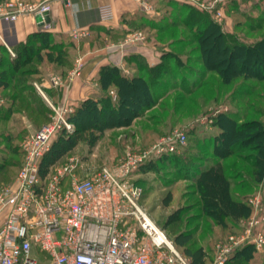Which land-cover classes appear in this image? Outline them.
<instances>
[{
    "label": "trees",
    "instance_id": "trees-1",
    "mask_svg": "<svg viewBox=\"0 0 264 264\" xmlns=\"http://www.w3.org/2000/svg\"><path fill=\"white\" fill-rule=\"evenodd\" d=\"M163 2L169 5L175 3L174 0ZM183 6L187 15L182 24L197 43L196 50L206 70L216 72L224 85L231 84L239 77L243 80L264 79V37L253 44L245 43L236 34L226 32L211 13L190 4ZM129 26L132 31L143 27L151 29L160 41L159 31L145 21H129ZM54 37L46 31L38 32L15 47L14 56L5 51L0 57V100H4L0 106V175L8 173L9 168L17 164L20 169L24 158L20 147L12 146V142L20 135H26V131L20 127L21 120L15 114L26 116L36 130L50 120L52 110L34 85L41 80L40 68L48 64L64 75L72 67L71 49L75 47L74 42L62 36L57 37V40ZM174 58L171 51L163 52L162 61L153 67L136 59L140 73L131 76L116 67L103 68L100 72L104 91L102 97L99 100H85L74 108L70 115L74 130L63 132L53 140L50 151L41 161L42 176H47L55 167L75 155L81 140L93 147L105 130L131 126L145 110L155 106L162 95L157 96V92L162 89L160 80L170 71L169 61ZM111 88L115 89V99L110 93ZM214 125L219 132L209 137L210 143L207 145L204 140H194L191 146L184 148L183 155L151 159L138 174L147 173L148 168L156 163H170L176 159L188 161L190 165L187 168L191 166V175L185 176L192 182L191 195L195 200L187 207L194 206L214 225L228 229V236L237 233L241 224L253 214L247 194L264 184V123L259 119L240 122L234 116L221 113L215 117ZM206 147L212 148L211 153ZM202 161L208 163L204 170ZM135 182L144 189L140 201L142 205L147 191L145 180L136 177ZM232 187L237 193L236 198ZM172 198V193L168 192L162 201L163 205L169 206ZM172 222L173 219H168L164 228ZM169 238L190 258L191 264H209L212 261L203 247H190L192 230L175 233L174 237ZM254 254L255 248L246 246L236 251L229 264H247Z\"/></svg>",
    "mask_w": 264,
    "mask_h": 264
},
{
    "label": "built area",
    "instance_id": "built-area-1",
    "mask_svg": "<svg viewBox=\"0 0 264 264\" xmlns=\"http://www.w3.org/2000/svg\"><path fill=\"white\" fill-rule=\"evenodd\" d=\"M134 1L148 7L144 0ZM178 1L205 10L216 6L199 0ZM51 8L49 0H6L0 3V19L16 21L50 13ZM98 13L102 23L115 20L110 4L100 5ZM89 34L88 29L78 27L72 31L77 41ZM144 39L141 31L129 37L132 43ZM80 68L78 60L69 79L78 75ZM50 82L54 87L64 84L59 76ZM49 104V122L21 143L24 158L14 181L0 185V264H191L145 211L140 203L144 189L135 182L147 161L180 154L188 145L187 133L176 129L148 148H128L117 162L99 168L88 167L81 157L72 155L42 176L41 161L53 140L74 130L70 120L73 108ZM247 202L253 214L237 233L214 244L209 264H229L237 250L249 245L258 252L264 250L262 190Z\"/></svg>",
    "mask_w": 264,
    "mask_h": 264
},
{
    "label": "rangeland",
    "instance_id": "rangeland-1",
    "mask_svg": "<svg viewBox=\"0 0 264 264\" xmlns=\"http://www.w3.org/2000/svg\"><path fill=\"white\" fill-rule=\"evenodd\" d=\"M174 1L175 3L170 5L166 2L165 5L156 3L157 16L151 15L143 21L159 31L160 42L165 45L170 44L171 53L175 56L169 61L170 71L163 77L164 90L157 92V96L164 93L162 95L164 100L156 112H162L163 108L172 109L178 114L177 124L170 123L172 124L170 129L142 147L130 145L129 138L132 133L130 126L105 130L93 147L81 140L76 147L75 155L81 157L88 167L99 168L111 165L123 156L126 149L148 148L160 136L176 129H182L187 133V146H191L194 140L197 142L200 139L207 145L210 143L209 137L216 135L214 130L208 127L211 124L209 119L221 113L234 116L240 122L259 119L264 123V79L243 80L239 77L229 85L222 84L216 72L204 68L200 54L196 50L197 43L188 28L182 24L187 15V10L183 6L186 3ZM212 3L216 5L215 10H202L211 13L226 32L236 34L248 44L256 43L264 37V0H218L216 3L213 0L209 5ZM135 31L152 33L151 29L144 27ZM54 40H57V37H54ZM65 51L68 52L67 49ZM204 117H207V120L203 121ZM24 137L20 135L12 142V146L21 149ZM111 148L115 151H110ZM184 150L182 149L181 152ZM188 163L186 160L176 159L171 160L170 163H156L148 168V172L140 176L145 180L144 187L147 189L142 206L159 227L164 228L168 219H173V222L164 228L171 237H174L175 233L192 230L193 239L190 247L192 249L203 247L207 255L212 258L214 244L225 238L228 229L224 230L214 225L194 206L187 207L195 200L194 196L186 194L189 182L183 180L184 175L191 173V166L187 168L190 165ZM18 169L19 164L9 168L8 173L0 175V183L11 184ZM259 190H262L264 195L263 183L247 195L250 197ZM168 192L172 193L173 198L170 205L165 207L162 201ZM247 264H264V250L262 252L255 250L253 258Z\"/></svg>",
    "mask_w": 264,
    "mask_h": 264
},
{
    "label": "crops",
    "instance_id": "crops-1",
    "mask_svg": "<svg viewBox=\"0 0 264 264\" xmlns=\"http://www.w3.org/2000/svg\"><path fill=\"white\" fill-rule=\"evenodd\" d=\"M212 1L199 0L205 5H209ZM49 2L52 8L50 12L51 23L48 26L40 27L35 19L36 16L30 15L21 17L16 21L0 19V57L5 51L11 54L10 50L14 52L15 47L38 32L46 31L58 38L62 36V38L74 42L75 47L71 49L72 67L63 75L61 72L55 71L51 65H43L40 68L41 80L34 83L38 93L46 100L49 107L50 102L55 105H66L74 110L85 100H99L104 93L100 83V72L103 68L116 67L125 75L131 76L140 73L137 62H135L136 59H141L148 66L153 67L162 61L163 52L171 51L170 44L165 45L160 41L158 42L157 36L152 33H144L145 39L141 42L132 43L129 41V37L135 32L130 29L129 21L138 23L151 15H155L158 13V7L155 4L165 5L163 0H144L148 7L140 5L134 0H69V4L64 0H49ZM103 4H110L115 10V20L111 23L105 24L100 21L98 7ZM76 27L88 29L89 36L80 41L74 40L72 31ZM78 60L81 65L79 74L69 79L68 75L76 67ZM54 76L61 77L64 84L60 87L52 86L50 80ZM163 82L161 79L162 91L164 90ZM110 93L115 99L114 88L110 89ZM162 95L158 98L155 106L145 110L144 114L135 119L133 125L130 126L132 128L129 138L130 145L141 147L147 145L170 129L172 127L170 123L177 124L178 114L174 113L172 109L163 108L162 112H156L164 100ZM3 104L4 100H0V106ZM15 116L21 120L20 127L26 131L24 139L37 131L26 116L18 113ZM212 117L209 119L211 124L208 127L214 130L215 134H218L219 131L214 125L215 118ZM206 118L204 117L203 121L204 119L207 120ZM206 149L211 152L212 148L206 147ZM113 150L115 151L113 148L110 149L112 152ZM183 153L182 151L180 154L183 155ZM207 165V162L202 161V170ZM196 173L200 174L199 171ZM140 176L143 175H137V177ZM183 180L189 182L186 194L190 196L193 191L192 182L185 175ZM232 192L236 198L237 193L233 187Z\"/></svg>",
    "mask_w": 264,
    "mask_h": 264
},
{
    "label": "water",
    "instance_id": "water-1",
    "mask_svg": "<svg viewBox=\"0 0 264 264\" xmlns=\"http://www.w3.org/2000/svg\"><path fill=\"white\" fill-rule=\"evenodd\" d=\"M35 19L40 27L49 25L51 23V17L49 12L39 14L35 17Z\"/></svg>",
    "mask_w": 264,
    "mask_h": 264
}]
</instances>
